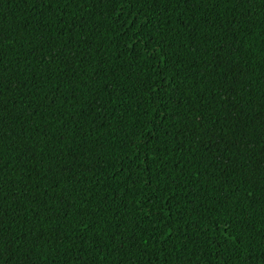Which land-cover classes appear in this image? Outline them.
Listing matches in <instances>:
<instances>
[{
  "label": "trees",
  "instance_id": "trees-1",
  "mask_svg": "<svg viewBox=\"0 0 264 264\" xmlns=\"http://www.w3.org/2000/svg\"><path fill=\"white\" fill-rule=\"evenodd\" d=\"M0 264H264V0H0Z\"/></svg>",
  "mask_w": 264,
  "mask_h": 264
}]
</instances>
